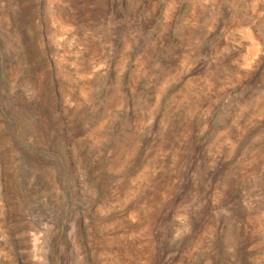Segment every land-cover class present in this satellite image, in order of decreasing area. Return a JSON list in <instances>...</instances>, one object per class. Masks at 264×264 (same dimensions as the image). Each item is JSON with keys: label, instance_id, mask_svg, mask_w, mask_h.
<instances>
[{"label": "rangeland", "instance_id": "rangeland-1", "mask_svg": "<svg viewBox=\"0 0 264 264\" xmlns=\"http://www.w3.org/2000/svg\"><path fill=\"white\" fill-rule=\"evenodd\" d=\"M0 264H264V0H0Z\"/></svg>", "mask_w": 264, "mask_h": 264}, {"label": "bare ground", "instance_id": "bare-ground-1", "mask_svg": "<svg viewBox=\"0 0 264 264\" xmlns=\"http://www.w3.org/2000/svg\"><path fill=\"white\" fill-rule=\"evenodd\" d=\"M40 258H41V257H40ZM39 260H40V259H39ZM41 260H42V258H41ZM41 260H40V261H41ZM41 263H42V262H41Z\"/></svg>", "mask_w": 264, "mask_h": 264}]
</instances>
